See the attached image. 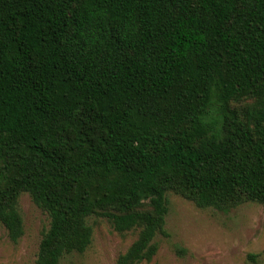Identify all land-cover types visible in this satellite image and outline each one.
I'll return each instance as SVG.
<instances>
[{
    "label": "trees",
    "instance_id": "16d2710c",
    "mask_svg": "<svg viewBox=\"0 0 264 264\" xmlns=\"http://www.w3.org/2000/svg\"><path fill=\"white\" fill-rule=\"evenodd\" d=\"M46 214L35 264L138 231L150 262L167 193L264 205V0H0V226Z\"/></svg>",
    "mask_w": 264,
    "mask_h": 264
},
{
    "label": "rangeland",
    "instance_id": "374dc122",
    "mask_svg": "<svg viewBox=\"0 0 264 264\" xmlns=\"http://www.w3.org/2000/svg\"><path fill=\"white\" fill-rule=\"evenodd\" d=\"M166 236L158 235L153 259L141 264H264V205L245 203L228 212L200 209L167 193ZM24 233L10 241L0 226V264H35L48 218L27 193L19 197ZM92 242L82 254L66 255L60 264H116L137 238L138 231L117 233L102 217L87 220Z\"/></svg>",
    "mask_w": 264,
    "mask_h": 264
}]
</instances>
